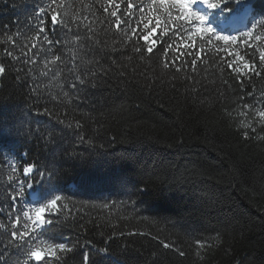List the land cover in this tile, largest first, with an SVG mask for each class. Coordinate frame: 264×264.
<instances>
[{
    "label": "trees",
    "instance_id": "16d2710c",
    "mask_svg": "<svg viewBox=\"0 0 264 264\" xmlns=\"http://www.w3.org/2000/svg\"><path fill=\"white\" fill-rule=\"evenodd\" d=\"M65 2L72 4L73 12L79 10L81 15H88L89 21H97L95 27L100 34L94 39L101 41L99 50L89 55L80 53V57L82 62L100 61L109 70L107 82L73 91L66 83L73 78L67 76L64 64H59L61 75L57 79H51V73L45 78L38 71H22L17 80L15 69L28 66L6 57L4 47L11 46L0 45V62L8 68L0 77V121L9 125L0 130V208L9 211L10 165L20 168L37 157L51 159L53 152L59 157L66 149L80 155L65 158L55 187L71 197L65 203L75 219L34 235L29 246L33 241L62 242L60 237L65 236L73 243L79 240L81 245L91 240L96 247H109L111 253L97 256L91 247L77 248L61 257L60 264H81L83 251L93 253L98 264H264V139L260 138L264 137V122L255 115L264 109V75L243 77L241 87L236 74L219 62V55L205 56L206 46L198 38L189 39L185 32L174 34L175 25H170L168 32L157 28L150 41L156 42L158 51L141 56L134 49L139 46L144 50L147 42L142 39L125 43L115 28L103 34L99 21L105 19L107 0ZM131 2L144 7L150 0ZM46 3L48 0H0V41L5 31L12 34L19 30L34 36L35 31L28 30L27 24L35 23L32 18L36 10ZM118 3L126 8L125 0ZM84 5L90 6L95 17L84 10ZM146 15L153 13L146 11ZM253 15L257 19L264 15V0H255L250 6L246 24ZM126 19L129 28L147 34L143 23L149 21L142 20L138 10ZM210 19L213 26L226 30V21L220 24L216 16ZM154 26L153 20L149 30ZM48 28L52 39H73L59 28L52 30L50 23ZM17 43L23 47L27 40L21 37ZM189 46L198 48L207 63L198 61L195 73L190 65L179 73L173 67L163 68L166 49L180 52ZM76 53L71 43L54 46L49 56L41 57L38 67L43 68V62L53 56L70 66L69 56ZM15 54L20 55L19 51ZM244 54L241 45L240 55ZM31 77L42 88L38 101L31 91L35 86ZM34 103L50 109L53 116H38L34 108L30 112ZM57 117L66 123L80 119L84 127L67 129L56 122ZM53 125L57 131L64 128L65 140L58 145L45 146L25 136L29 126L43 131ZM78 135L85 141L91 139L92 144L81 143ZM15 175L23 179L21 172ZM48 190L40 184L34 185V190L25 186V196L17 203L27 210L35 206L37 193L43 197ZM130 192L137 193L131 197L134 204L129 201ZM84 201L89 203L85 205ZM112 201L116 202L114 206ZM105 203L109 208L102 207ZM88 220L104 227L86 224L88 231L82 232L77 221ZM0 223L7 226V231L0 229V254L6 264H24L25 249L10 244L9 218L0 216ZM113 231L116 235L109 239ZM196 238L209 245L200 256L196 255ZM161 242L174 243V247L165 249ZM176 248L185 255L180 256Z\"/></svg>",
    "mask_w": 264,
    "mask_h": 264
},
{
    "label": "snow or ice",
    "instance_id": "6c2138e0",
    "mask_svg": "<svg viewBox=\"0 0 264 264\" xmlns=\"http://www.w3.org/2000/svg\"><path fill=\"white\" fill-rule=\"evenodd\" d=\"M107 3L109 6L103 7V12L106 14L105 19L99 21L103 34L106 35L115 28L124 36L125 43L131 40L142 39L147 42L144 50L142 51L139 46H136L134 49L141 56H143L144 52L153 55L155 51H158L155 47L156 42L150 41V37L153 36L157 28H162L163 32H168L170 30L169 26L175 25V29H173L174 34L185 32L189 39L198 38L206 46L204 49L205 56L208 53L219 55V62L236 74L241 87H243L244 83L243 77L264 75V15H261L260 19H257L253 15L248 20V23L245 24L246 30L242 32L239 29L234 31L220 30L218 27L213 26L210 19L211 16H216L217 23L223 24L227 20L247 18L248 5L246 0H150V3L144 5V7L132 3L131 0H125L126 8H121L118 0H107ZM141 3H143V0H141ZM197 4L200 6L198 9L194 7ZM84 10L95 17V13H91L89 5H84ZM137 10L141 13L142 20L149 21L148 23H143V29L147 30V34H144L143 31L138 34L137 28L128 27V20L126 18L130 17ZM146 11L153 13V15H146ZM162 16L163 19H161ZM32 19H34L35 23L29 21L27 29L30 31L34 30V36L28 37L19 30L12 34H7V31H5L4 39L0 41V45L11 46L10 48L4 47V55L6 57L28 66L27 68L20 67L15 69L17 80H20L19 73L22 71L29 74L38 71L39 75L45 78H49V73H51V79H57L61 75L59 64H64L65 68L68 69L67 76L73 78L71 81H66V83L70 84L73 91H77L86 85L100 87L103 83L107 82L109 70L104 69L100 61H96L95 64L91 60L82 62L80 57V53L89 55L94 49L99 50L101 41L94 39V37L100 34V29L95 27L97 23L95 19L89 21L88 15H81L79 10L73 12L72 4L70 2L66 3L65 0H48V3L36 10ZM153 20L155 21V26L149 30L150 22ZM49 23L52 26V30L59 28L66 36L71 35L73 39L68 41L63 37L59 39L50 38L48 34ZM82 31L84 35H81ZM129 32L131 35H129ZM21 37H25L27 40V43L23 47L17 43V40ZM68 43H71L77 49L76 55L69 56V60H71L70 66L61 60L60 57L53 56L51 60L43 62V68L38 67V61H40L41 57L49 56L54 46L63 47ZM241 45H243L244 55H240ZM171 48L172 45H168V49ZM229 49L232 51L229 52ZM16 51H19L20 55H16ZM169 55L172 56L171 60L168 59ZM164 57L163 68L168 69L169 67H173L177 73L185 70L189 65L192 72L195 73L198 61L201 64L207 63L201 55L200 50L192 46L180 52L172 51L170 53L166 49ZM241 62L242 68L240 66ZM111 63L115 65L116 61L112 60ZM177 64L183 67H177ZM86 65H92V67H87ZM7 71L8 68L5 63L0 62V77L4 76ZM31 78H33L35 85L31 91L36 95V100L38 101L42 94V88L40 83L36 82L35 77ZM224 83L227 84L226 81ZM61 87H64V85H61ZM62 95L68 97L69 94L63 92ZM248 95L251 96L252 93H248ZM52 99L60 102L57 97H52ZM244 107L248 108L250 106L244 105ZM33 108L35 109V114L38 116H53L50 109H41L38 103H34L29 111L31 112ZM64 115L67 116V113ZM255 115L261 122H264V109L257 110ZM56 122L64 125L67 129L82 130L84 127L80 119L66 123L65 120L57 117ZM6 127H9V125L5 121H0V130ZM246 127H250V125H246ZM15 130L19 131V129ZM245 135L247 136V132H245ZM25 136L34 137L36 140L42 141L45 146L50 144L58 145L65 140L64 128L57 131L55 125L52 126L51 130L44 129L43 131L38 127L32 128L29 126ZM260 138L264 139V137ZM78 139L81 143L87 142L90 145L92 144L91 139L85 141V137L82 135H78ZM99 147L103 149L104 145L101 144ZM78 155L80 154L69 152L65 149L59 154V157L53 152L51 159L45 158L41 160L37 157L20 168L10 165L13 175L7 177L8 188L10 189L7 192L9 211L5 213L3 208H0V216H7L11 223L10 244L16 245L18 249H25L24 264H50L51 261H55V264H60L61 257H65V254L76 251L77 248L91 247L97 256L111 254L109 247H96L92 244L91 240H87L85 244L81 245L79 240L73 243L72 238L65 236L60 237L62 242L45 243L43 241H33L32 245L29 246V241L32 240L34 235H43L47 229L67 222L69 218L75 219L71 210L68 209V204L65 203L71 197L64 196L62 194L63 191L56 188L55 185L60 176L61 166L65 162V158L75 159ZM81 159H83L82 156ZM17 172L22 173L23 179L15 175ZM29 177H32V179L29 180ZM37 184L45 185L49 190L43 197L37 193V199L34 202L35 206L25 210L17 202L24 198L25 186L29 190H34V185ZM136 194V192L127 193L129 201L133 204L136 202L132 201L131 197ZM82 203L87 205L89 202L84 201ZM115 203V201L111 202L113 206ZM93 206L96 207L95 204ZM102 207L109 208V204L105 203ZM61 217H63V220H61ZM77 224L79 229L85 233L88 231L86 224H91L94 228L104 227L103 224L98 223L96 220H88L86 223L77 221ZM112 227L114 228L115 226L113 225ZM0 229L7 231V226L0 223ZM115 235L116 233L113 231L109 239H112ZM120 235H123V233L121 232ZM161 243L165 249L174 247V243ZM194 244L197 256L201 255V250L209 247L201 238H196ZM175 250L180 256L185 255V252L179 248ZM0 261L6 264L3 254H0ZM81 264H98V261L93 259V253L83 251Z\"/></svg>",
    "mask_w": 264,
    "mask_h": 264
},
{
    "label": "rangeland",
    "instance_id": "374dc122",
    "mask_svg": "<svg viewBox=\"0 0 264 264\" xmlns=\"http://www.w3.org/2000/svg\"><path fill=\"white\" fill-rule=\"evenodd\" d=\"M194 7L198 9L200 6L197 4ZM235 20L236 19H232V20H228V21L225 22L224 26L226 27V30L234 31L236 29V27H238L237 25L239 24L240 21L239 22H235Z\"/></svg>",
    "mask_w": 264,
    "mask_h": 264
},
{
    "label": "water",
    "instance_id": "95a60500",
    "mask_svg": "<svg viewBox=\"0 0 264 264\" xmlns=\"http://www.w3.org/2000/svg\"><path fill=\"white\" fill-rule=\"evenodd\" d=\"M254 1H255V0H246V3H247V5H248V7L251 6V5L253 4Z\"/></svg>",
    "mask_w": 264,
    "mask_h": 264
},
{
    "label": "bare ground",
    "instance_id": "6f19581e",
    "mask_svg": "<svg viewBox=\"0 0 264 264\" xmlns=\"http://www.w3.org/2000/svg\"><path fill=\"white\" fill-rule=\"evenodd\" d=\"M248 12H249V10H248ZM240 21V22H239ZM243 21V19H240V18H237L236 20H235V22H239V23H241Z\"/></svg>",
    "mask_w": 264,
    "mask_h": 264
}]
</instances>
